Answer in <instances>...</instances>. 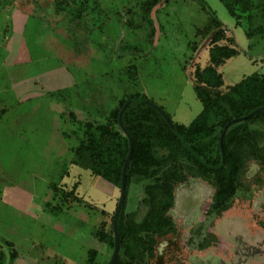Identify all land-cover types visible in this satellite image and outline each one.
Listing matches in <instances>:
<instances>
[{
  "label": "flooded vegetation",
  "instance_id": "1",
  "mask_svg": "<svg viewBox=\"0 0 264 264\" xmlns=\"http://www.w3.org/2000/svg\"><path fill=\"white\" fill-rule=\"evenodd\" d=\"M2 1L4 0H0V3ZM5 1L6 3L2 4V9L0 8V15L5 12L4 15L1 16H7L9 21L7 20L6 26L3 24L5 27L1 30L3 31L0 33L1 39L3 37L4 40L8 41L9 38L11 39L12 37L18 36H13L9 32V30H11L10 22L12 24L14 19L17 25L15 29L18 27L24 29L27 18L30 16H41L44 19H46L45 17H50L49 19L52 21L54 38L58 40L56 44L59 47L55 55L58 57L59 61L63 62L73 59L72 61L75 63L76 61L88 62L94 53H99L102 50L99 49L93 52L89 59H87V57L84 58V60L80 59L76 56V53H72L68 58L63 60L60 51V43L63 42L67 47L72 44V40L65 37L64 34L61 35L57 32L61 22L55 23L50 13L44 15L47 5L44 4L42 0H26L27 4L23 3V6L20 7L17 0ZM89 1L91 0H54L52 4L55 14H64V16H66L65 24L67 27H69V24L75 28L77 25H83V30L90 34L92 32L94 33L95 29L98 28V24L97 21L93 22L91 20L90 9H93V2L91 3ZM166 1L167 0H158L150 13H146V7L144 5H142L143 10L140 8L145 17L144 22L147 20L151 23L153 34H157V37L155 36L156 38L151 37L153 45H151V47H155L156 45L160 48L163 42V38L161 39L159 37V35L162 34L161 29L163 24L159 13L162 4L165 6L164 3H166ZM194 1L199 3V0ZM249 1H251L253 8H249V10L245 12L239 9L237 15H232L221 0L230 16L234 18L236 26L242 27L241 30L244 31L249 39L248 48H243L239 44V39L235 32L229 30L230 28L218 17L219 15L207 5L213 15L217 16L226 28L225 36L219 40L218 43L222 45L228 44L230 47L239 50L238 54L228 58L217 67L223 79V84H221L218 89L228 96V99L231 98L233 100H239L241 97L232 93L230 91L231 88L240 83L246 76L259 74L264 77V73L256 71L244 75L240 81L234 84H226L225 81V71L223 67L226 66L231 59L241 53H244L250 60H262L264 63L262 58L254 59L253 56L248 55L250 48H254L256 45L264 46V33H256L255 35L248 36L251 27H256L258 25L264 26L263 13L259 7V5L262 6L264 0ZM145 2L146 0L143 1V4H145ZM9 4L11 6H9ZM199 5L208 15L207 22L203 25L204 27L210 22L211 13L209 10L204 9L200 3ZM98 8L96 7V9ZM36 9L39 10L41 13L40 15L37 14ZM48 9L49 8H47V10ZM250 15H252L254 19H251L253 24H250ZM90 21H92L93 25H90ZM130 22L132 21L129 20V18H122V36L124 37L126 28L128 25H132ZM85 23L87 26L84 25ZM203 27H196L195 30L196 37L200 38V41L196 38L195 40L185 43L183 47L185 49V54L188 56L186 61L190 64V77L192 79L194 92L196 91L194 86L196 69H204L210 64V37L207 35V38L206 35L201 34L199 30L203 29ZM215 31L216 29L210 32V34H213ZM177 34L178 31L175 30L174 35ZM122 40H124V38ZM122 40H119L117 44L119 47H116V49L119 48L117 54L118 58L125 57L124 53H128V51H130L128 49L133 47L131 43H129L130 46H126V40L123 42ZM14 44H16L15 41ZM10 48L13 50V47ZM104 48L106 47H103V49ZM134 48H137L138 53H136V55H144L146 53V49L139 46L134 45ZM14 53L15 51L11 53L13 54L10 56L11 59H13ZM207 54V64L204 65V63L202 65L200 61L202 59L204 61V57ZM136 62L137 61L134 60V62L130 64L123 65L124 69L122 67V74L127 83L123 93L121 91L115 94L117 93L114 91L116 83L113 81L98 83V85H91L90 87L88 85L91 83L86 85L81 83L78 84L80 89L76 91L77 94L80 93L81 96H89L91 93L94 98L93 104H89L88 100L83 101L78 106L76 105V108H71L67 103V106H64L65 108L59 112V118L61 119L60 124L66 122L74 126V128L67 129L66 131L64 130L61 136L64 140L70 138L74 143H69L64 150L61 147V150L64 152H61L59 149V152H61L59 155L63 154L60 159L68 152H70V155L68 158L66 157V159H63L60 164L63 166H59L62 169L60 174H56L51 181L49 185L50 192L46 194L47 199L34 205L38 215L48 218L52 227H57L60 229V232L63 233V239L59 236V233L53 234L52 237L60 247L62 243H64L61 256L62 259L57 261L56 264L71 263L72 258L68 256L71 253L70 247L78 243L77 238L73 236L75 233L78 235L80 234L79 236H81L82 239H89L90 237L95 241H91L87 244L88 256L83 264H110L116 244L114 219L118 209L117 233L119 248L114 263L119 256L120 260L124 263L191 264V260L196 255L209 249L213 251L209 252L213 257H225L230 250L234 258L238 256V261L235 259L236 263L240 262L239 258L242 257L244 260H249L251 264H264V112H250L244 115H236L232 110H229L226 114H222L221 112H217V109L214 111L210 120L209 126L211 130L207 135L199 139L196 144L199 147L198 152H195L193 149L191 150L185 142L184 144L186 147L184 148L180 147L179 144L156 146L155 149H157L162 156L165 155L169 157L166 160L162 159L163 168L158 169L157 172H153L147 177L136 174L131 177L128 184L127 170L132 160L131 157L125 174V195L122 204L120 203L122 197L123 169L121 184L117 185L105 176L95 173L90 167H86L80 163L78 151L84 144L83 142L87 141L86 125L88 123L93 125L106 124L111 118V111L115 108H120V110L118 122L115 123L114 127L128 139L129 150L127 156L130 152L129 135L132 138L133 151L134 140L124 123L123 117L128 107L135 102L144 101L146 104H150L158 109L173 131H175L174 123L189 125L190 122H192H177L162 106L149 98L143 91H130L129 88H131V86L140 82V69ZM184 68L187 69V65H185ZM70 92H72L71 88L67 87L65 89L59 88L54 90L50 92V94L52 97H57L58 99L64 98L66 100L65 95L70 97ZM195 93L200 100L197 92ZM80 95L78 96L80 97ZM59 101L61 102V100ZM122 101H124V103L121 107ZM222 101L224 100L220 99V102ZM224 103L225 102H223V104ZM224 107L229 109L226 103ZM5 112L6 108L2 107L0 104V117H2ZM198 114L194 118H196ZM65 116L67 120H65ZM120 121H122L129 135L122 128ZM223 122H225V124H223ZM239 140L241 142V147H239ZM65 151L67 152L65 153ZM234 155H236V157L237 155L240 156V160L235 161V158H233ZM84 179L88 182L87 188H83ZM136 181H143L141 184H138L142 187V193L138 196L135 195V190L131 192V188ZM166 182L169 184L167 186H170L169 190L172 194L171 204L165 214L166 217L170 219V223L164 225L162 234L157 230H140L139 235L146 239L145 242L152 243V239H155L153 242L154 253L152 254L150 250L145 249L141 257L137 255L138 258L135 257V259H133L131 258L132 255L130 256L126 252V247L120 244L119 220L124 218L125 214L129 211L128 214L130 213L134 217L136 215V217L138 216L139 218H133V222L139 223L143 221L152 207V200L147 192V187L155 183L164 185ZM161 192H163L162 189ZM134 197L137 198L133 201L134 203L132 205L131 201ZM136 208L139 210L138 212ZM64 211H70L73 217H70V215L60 216V213ZM89 220L94 223L93 229L91 230L82 226ZM81 230L85 233L82 234ZM102 233L113 236L114 245L110 244L107 237L102 239ZM70 238L72 239L67 241V239ZM3 243L9 250L5 252L3 245L0 244V253L3 256V259L0 260V264H15L14 261L16 262L21 258L15 243L10 240H6ZM94 243L96 246H92ZM140 250H142V247L139 248V251ZM93 251H95V253H92ZM158 253L165 256L166 259L164 262L158 259ZM13 254L16 257H13ZM55 255L58 256L60 254L56 252ZM23 260L25 259L23 258ZM29 262L30 264L36 263L33 260ZM37 264L40 263L37 262ZM75 264L82 263L75 262Z\"/></svg>",
  "mask_w": 264,
  "mask_h": 264
},
{
  "label": "rangeland",
  "instance_id": "2",
  "mask_svg": "<svg viewBox=\"0 0 264 264\" xmlns=\"http://www.w3.org/2000/svg\"><path fill=\"white\" fill-rule=\"evenodd\" d=\"M53 1L42 0L47 5L44 15L50 13L55 23L61 22L57 32L72 40V44L67 47L63 42L60 43L62 59L65 60L72 53H76L80 59H89L93 52L102 50L94 53L88 62L75 63L73 59L59 61L55 55L59 48L56 44L58 40L54 38L50 17L44 19L41 16H30L26 19L24 29H15L17 25L14 19L12 24L10 22L9 32L18 36L9 38L8 41L0 37V104L6 108V112L0 117V244L7 252L9 249L3 242L10 240L15 243L21 257V260L14 261L15 264H30L29 261L32 260L35 264H56L62 259L64 243L60 247L52 237L59 233L63 239V233L57 227H52L48 218L38 215L34 205L47 199L51 181L56 174H60L62 169L59 166H63L60 165L63 159L70 155L68 152L60 159L63 154L59 153L64 152L61 149L64 150L69 143H74L70 138L68 141L61 136L64 130L74 126L66 122L60 124L59 112L67 103L69 107L76 108L83 101L89 100V104L94 102L91 93L89 96L77 94L76 91L80 89L78 84L91 83L88 85L90 87L113 81L116 83L115 94L121 91L123 93L127 83L122 67L135 60L140 69V82L129 88L131 92L143 91L177 122L192 121L203 108L194 92L190 64L186 61L188 56L183 48L185 43L197 38L196 27H203L207 22L208 15L198 2L167 0L165 6L162 4L159 14L163 24L159 37L163 38V42L158 48L156 45L151 47V37L156 38L157 34H153L151 23L147 20L144 22L145 17L141 12L142 5H145L144 0L89 1L93 2V9H90L91 20L98 24V28L90 34L83 30V25L75 28L69 24L67 27L66 16L54 13ZM205 1L229 30L235 32L239 44L248 48L249 39L241 30L242 27L236 26L234 18L221 0ZM18 4L22 7V0ZM95 6L99 8L96 9ZM36 11L38 15L41 14L38 9ZM1 15L0 33L8 20L7 16ZM124 17L132 21V25L126 28L125 37L122 36ZM92 21L90 25H93ZM84 25L87 26L86 23ZM175 30L178 31L177 35H174ZM123 38L126 46L131 43L133 47L128 49V53H124L125 57L118 58L119 48L116 47H119L117 44ZM197 40L200 41V38ZM134 45L146 49V55H136L138 52ZM13 51L15 53L11 59ZM248 55L264 60V46L250 48ZM207 61L208 54L200 62L206 65ZM185 65L187 69L184 68ZM223 70L226 84H234L252 72L264 73V63L262 60H250L241 53L231 59ZM67 87L72 92L69 93L70 97L63 94L66 100L50 94L54 90ZM64 118L67 120L66 116ZM142 182L136 181L131 192L135 190V195H140L142 187L138 184ZM87 183L84 179L83 188H87ZM136 198L131 201L132 205ZM128 212L124 216L127 222H133V218L139 219ZM66 215L73 217L70 211L60 213V216ZM93 225L89 220L82 226L91 230ZM81 232L85 233L83 230ZM76 234L73 236L78 243L70 247L71 253L68 256L72 258L70 264H83L88 256L87 244L95 241L90 237L82 239L80 234ZM92 246H96L95 243ZM210 251L213 252L208 249L201 254L206 255ZM56 252L60 255L56 256ZM1 259L3 256L0 253Z\"/></svg>",
  "mask_w": 264,
  "mask_h": 264
},
{
  "label": "trees",
  "instance_id": "3",
  "mask_svg": "<svg viewBox=\"0 0 264 264\" xmlns=\"http://www.w3.org/2000/svg\"><path fill=\"white\" fill-rule=\"evenodd\" d=\"M222 1L232 15H237L239 9L245 12L249 8H253L249 0ZM157 2L158 0H146L144 5L146 13H150ZM199 3L204 9L209 10L204 0H199ZM259 7L264 17V3L262 6L259 5ZM209 12L211 13L210 22L199 31L201 34L206 35L207 38L208 36L210 37V64L204 69H196L194 84L195 92H197L204 108L189 125L174 123L175 131H173L162 113L152 105L139 101L129 106L123 117L124 123L134 140L133 156L127 170L128 184L131 177L136 174L147 177L153 172H157L158 169L163 168L162 159L166 160L169 157L162 156L155 149L156 146L179 144L180 147L184 148L186 147L185 144H187L191 150L198 152L199 147L196 144L199 139L203 138L211 130L209 126L210 120L217 109V112L222 114L232 110L236 115L264 112L263 76L259 74L246 76L240 83L232 87L230 91L240 96L241 99L239 100L228 99V96L218 89L223 84V79L217 67L228 58L238 54L239 50L230 47L228 44L222 45L218 43L225 36L226 28L217 16L213 15L210 10ZM251 19L254 20L252 15H250ZM252 20L250 24H253ZM215 29L216 31L210 34ZM256 33H264V26L251 27L248 36ZM220 99L224 101L220 102ZM223 102L228 104L229 109L224 107L225 103L223 104ZM123 103L124 101L121 102V107ZM119 110L120 108H115L111 111V118L106 124L93 125L88 123L86 125L87 141L83 142L84 144L78 151L82 165L90 167L95 173L105 176L117 185L121 184L122 169L129 150L128 139L114 127L115 123L118 122ZM239 145L241 147V142ZM233 158H235V161L240 160L238 155L237 157L234 155ZM167 185H169L167 182L164 185L155 183L147 187V192L151 196L152 207L143 221L138 223L127 222L124 218L119 220L120 244L126 247V252L128 255H132L131 258L133 259L135 257L138 258L137 255L141 257L145 249L150 250L152 254L154 253L153 242L155 239H152V243L145 242L146 239L139 235L140 230H157L162 234L164 225L170 223V219L165 215L172 200V194L169 190L170 186ZM161 189L163 192H161ZM106 237L109 239L110 244L114 245L113 236L102 233L101 238L105 239ZM141 247L142 250L139 251ZM92 253H95V251ZM114 264L135 263H124L118 256Z\"/></svg>",
  "mask_w": 264,
  "mask_h": 264
},
{
  "label": "water",
  "instance_id": "4",
  "mask_svg": "<svg viewBox=\"0 0 264 264\" xmlns=\"http://www.w3.org/2000/svg\"><path fill=\"white\" fill-rule=\"evenodd\" d=\"M120 122H121V126L124 129V131H126V128L122 124V121H120ZM127 134H128V132H127ZM129 138H130V152H129V155L127 156V161H126L125 166L123 168L122 197H121V203L120 204H122L123 198H124V195H125V174H126V170H127L128 164L130 162V159L132 157V151H133V142H132V138L130 137V135H129ZM118 214H119V209H118V211H117V213L115 215V219H114V227H115V232H116V244L114 246L115 250H114V253H113V257H112V259L110 261V264L114 263V260L116 258V255H117V252H118V248H119L118 247L119 246L118 233H117V218H118ZM233 258H234V256L231 255L230 250H229V253H227V255L225 257H222V256L213 257L212 254H209V253L206 254V255L198 254L191 260V264H251V262L249 260H247V259L244 260L242 257L239 258L240 262H238V263H236V260L238 261V259H237L238 256H236L234 258V260H233ZM158 259L164 262L166 258H165V256L163 254L158 253Z\"/></svg>",
  "mask_w": 264,
  "mask_h": 264
},
{
  "label": "crops",
  "instance_id": "5",
  "mask_svg": "<svg viewBox=\"0 0 264 264\" xmlns=\"http://www.w3.org/2000/svg\"><path fill=\"white\" fill-rule=\"evenodd\" d=\"M19 1H20V0H17V3H19ZM3 3H6V1L4 0V1H2V2L0 3V8H1V5H2ZM23 3L27 4L26 0H22V4H23Z\"/></svg>",
  "mask_w": 264,
  "mask_h": 264
}]
</instances>
